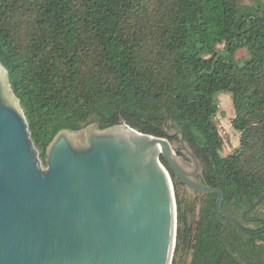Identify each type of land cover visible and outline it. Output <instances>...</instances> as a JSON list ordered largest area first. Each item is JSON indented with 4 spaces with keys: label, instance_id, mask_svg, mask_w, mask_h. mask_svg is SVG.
<instances>
[{
    "label": "trees",
    "instance_id": "1",
    "mask_svg": "<svg viewBox=\"0 0 264 264\" xmlns=\"http://www.w3.org/2000/svg\"><path fill=\"white\" fill-rule=\"evenodd\" d=\"M0 63L43 165L62 129L181 130L233 219L217 193L202 194L187 242L170 170L175 250L188 245V264H264V0H0ZM227 91L239 146L223 155L217 94Z\"/></svg>",
    "mask_w": 264,
    "mask_h": 264
},
{
    "label": "water",
    "instance_id": "2",
    "mask_svg": "<svg viewBox=\"0 0 264 264\" xmlns=\"http://www.w3.org/2000/svg\"><path fill=\"white\" fill-rule=\"evenodd\" d=\"M16 101L0 63V264H172L170 170L196 193H217L219 212L233 219L222 190L195 178L203 167L181 130L159 137L124 122L62 129L43 165Z\"/></svg>",
    "mask_w": 264,
    "mask_h": 264
},
{
    "label": "rangeland",
    "instance_id": "3",
    "mask_svg": "<svg viewBox=\"0 0 264 264\" xmlns=\"http://www.w3.org/2000/svg\"><path fill=\"white\" fill-rule=\"evenodd\" d=\"M219 48H221V46H219ZM247 57L248 52L245 49H239L235 53L234 61L240 64L243 63ZM217 101L219 105V111L216 118V124L219 133L224 141L222 154L228 155L239 146V132L236 131L231 125L232 119L234 117V107L232 103L231 93L228 91L219 92L217 94ZM16 102L21 109L19 102ZM173 148L178 149L179 144H173ZM180 152L181 155H183L187 159V157L183 154L182 149H180ZM176 190L178 191L179 198L181 199V207L185 215V230L187 233V242L189 241L190 243L195 232V222L198 219V210L202 194L196 193L184 187V185L179 181ZM175 251L172 260L174 261V264H188L191 257V250L189 249L188 245H180L179 249H176Z\"/></svg>",
    "mask_w": 264,
    "mask_h": 264
},
{
    "label": "flooded vegetation",
    "instance_id": "4",
    "mask_svg": "<svg viewBox=\"0 0 264 264\" xmlns=\"http://www.w3.org/2000/svg\"><path fill=\"white\" fill-rule=\"evenodd\" d=\"M202 174H203V170H202V173H201V174H197V175L195 176V178L199 180V176L202 175Z\"/></svg>",
    "mask_w": 264,
    "mask_h": 264
}]
</instances>
